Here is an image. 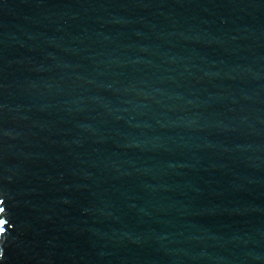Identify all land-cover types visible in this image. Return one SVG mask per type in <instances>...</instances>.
Wrapping results in <instances>:
<instances>
[{"label": "water", "instance_id": "water-1", "mask_svg": "<svg viewBox=\"0 0 264 264\" xmlns=\"http://www.w3.org/2000/svg\"><path fill=\"white\" fill-rule=\"evenodd\" d=\"M0 264H264V0H0Z\"/></svg>", "mask_w": 264, "mask_h": 264}, {"label": "snow or ice", "instance_id": "snow-or-ice-1", "mask_svg": "<svg viewBox=\"0 0 264 264\" xmlns=\"http://www.w3.org/2000/svg\"><path fill=\"white\" fill-rule=\"evenodd\" d=\"M4 229L3 227H0V235H3Z\"/></svg>", "mask_w": 264, "mask_h": 264}]
</instances>
